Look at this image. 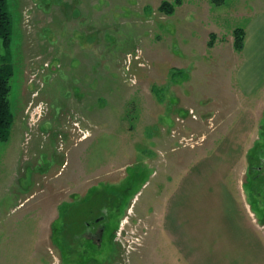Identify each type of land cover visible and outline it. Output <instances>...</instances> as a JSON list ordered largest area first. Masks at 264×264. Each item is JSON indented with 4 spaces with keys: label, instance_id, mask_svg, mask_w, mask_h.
<instances>
[{
    "label": "rangeland",
    "instance_id": "1",
    "mask_svg": "<svg viewBox=\"0 0 264 264\" xmlns=\"http://www.w3.org/2000/svg\"><path fill=\"white\" fill-rule=\"evenodd\" d=\"M8 10L0 264H264V195L252 192L264 183L248 181L264 151V91L239 92L234 45L264 0ZM20 71L31 93L18 122ZM101 214L95 243L85 224Z\"/></svg>",
    "mask_w": 264,
    "mask_h": 264
},
{
    "label": "crops",
    "instance_id": "2",
    "mask_svg": "<svg viewBox=\"0 0 264 264\" xmlns=\"http://www.w3.org/2000/svg\"><path fill=\"white\" fill-rule=\"evenodd\" d=\"M248 18V22L244 26L246 31V41L241 54L243 63H241L238 67L235 77L240 88L239 92H241L245 98H251L256 94H259L261 91H264V11L260 13L255 12L248 14ZM3 53V43L0 39V58ZM29 87L30 86L26 81L24 72H21L17 89V93L20 98L17 110V119L25 111L26 106L29 104H27L30 100L28 95L31 93ZM1 162L2 159L0 155V163Z\"/></svg>",
    "mask_w": 264,
    "mask_h": 264
},
{
    "label": "trees",
    "instance_id": "3",
    "mask_svg": "<svg viewBox=\"0 0 264 264\" xmlns=\"http://www.w3.org/2000/svg\"><path fill=\"white\" fill-rule=\"evenodd\" d=\"M213 5L221 7L227 0H211ZM168 13H172L169 10ZM12 15L8 10V0H0V39L3 43L4 53L0 58V142L8 141L9 130L12 125L13 115L10 108L11 79L14 74V66L11 63ZM235 49L243 51L246 32L243 28L234 31ZM212 46V43H209Z\"/></svg>",
    "mask_w": 264,
    "mask_h": 264
},
{
    "label": "flooded vegetation",
    "instance_id": "4",
    "mask_svg": "<svg viewBox=\"0 0 264 264\" xmlns=\"http://www.w3.org/2000/svg\"><path fill=\"white\" fill-rule=\"evenodd\" d=\"M264 151L260 152L259 154H252L251 157H249L250 162V171L248 173V181L251 183V185L258 184V183H264ZM258 161V163L253 165V162L251 161ZM254 194L258 195L259 197H262L264 195L263 193L252 191ZM108 219L107 215L101 214L100 217H96L95 224L92 223H86V229L89 231L90 236H87L86 239H90L95 241V243H102L104 234L107 230L106 224L104 223ZM104 223V224H100Z\"/></svg>",
    "mask_w": 264,
    "mask_h": 264
}]
</instances>
